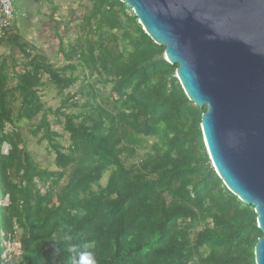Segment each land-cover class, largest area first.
<instances>
[{
  "label": "trees",
  "instance_id": "trees-1",
  "mask_svg": "<svg viewBox=\"0 0 264 264\" xmlns=\"http://www.w3.org/2000/svg\"><path fill=\"white\" fill-rule=\"evenodd\" d=\"M90 1L76 39L60 40L63 66L13 33L15 20L0 37V47L25 58L17 71V60L0 55V264L7 240L21 244L8 264H71L85 246L95 264H256L263 232L254 207L212 165L201 128L206 107L187 97L178 65L125 3ZM48 84L61 99L54 110L41 96ZM39 116L30 132L42 133L57 170L42 167L25 144L22 123ZM149 138L151 150L140 155Z\"/></svg>",
  "mask_w": 264,
  "mask_h": 264
},
{
  "label": "water",
  "instance_id": "water-1",
  "mask_svg": "<svg viewBox=\"0 0 264 264\" xmlns=\"http://www.w3.org/2000/svg\"><path fill=\"white\" fill-rule=\"evenodd\" d=\"M177 64L187 97L206 107L201 128L217 174L252 205L263 236L264 0H120Z\"/></svg>",
  "mask_w": 264,
  "mask_h": 264
},
{
  "label": "rangeland",
  "instance_id": "rangeland-1",
  "mask_svg": "<svg viewBox=\"0 0 264 264\" xmlns=\"http://www.w3.org/2000/svg\"><path fill=\"white\" fill-rule=\"evenodd\" d=\"M15 23L12 29L13 33H19L23 39L29 41L35 45L36 52L43 54L47 59L56 66H63L66 62L62 54L59 52L60 40L62 39L65 43L74 41L77 37L76 25L82 20V18L89 14L92 9V2L90 0H53V3H49L46 0L36 2L34 0H15ZM55 12V13H53ZM68 23V24H67ZM10 29V30H11ZM0 55L9 56L17 60L18 67L17 71L22 70V65L25 62L24 54L18 48H13L8 43H5L0 47ZM12 62V61H11ZM22 64V65H21ZM9 73L13 76L12 67L9 68ZM47 80V77H45ZM79 84L73 86L70 90L72 92L77 89ZM104 94L110 92L111 86L107 85L102 87ZM41 96L47 108L51 107L53 110L58 108L61 104V99L57 96L56 89L48 84L41 91ZM84 99H81L83 102ZM40 116L29 123H22V133L24 136L25 144L27 149L33 154L35 160L44 168L51 170H57L55 165V154L49 148L47 141L40 143L38 139L41 134L34 136L30 132V128L34 126ZM59 117L56 114L50 113L49 120L55 130L60 133L59 140L62 144H68V135L64 133L62 126L57 122ZM154 139H147L143 145L139 148L140 155L150 151ZM4 151L8 149V145H4ZM107 174L102 180L103 185L106 184ZM8 199L1 201V204H6ZM6 242L7 251L6 259L11 260L14 263L18 260V256L21 251L19 249L20 242L14 240ZM17 257V258H15ZM4 264H8L3 259Z\"/></svg>",
  "mask_w": 264,
  "mask_h": 264
},
{
  "label": "built area",
  "instance_id": "built-area-1",
  "mask_svg": "<svg viewBox=\"0 0 264 264\" xmlns=\"http://www.w3.org/2000/svg\"><path fill=\"white\" fill-rule=\"evenodd\" d=\"M14 2L15 0H0V37L5 36L13 25V22L15 20V9H16ZM7 241L11 243V240H7ZM4 245L6 246V242L4 243ZM6 249L7 247L5 248L2 258L5 259V261H7L8 263L11 260L8 261L6 259V254H5V252L7 251ZM19 249L21 251V244Z\"/></svg>",
  "mask_w": 264,
  "mask_h": 264
},
{
  "label": "clouds",
  "instance_id": "clouds-1",
  "mask_svg": "<svg viewBox=\"0 0 264 264\" xmlns=\"http://www.w3.org/2000/svg\"><path fill=\"white\" fill-rule=\"evenodd\" d=\"M77 255L79 256V259H77ZM87 261V264H95V258L94 254L87 249L85 246V249L73 256L71 264H83V261Z\"/></svg>",
  "mask_w": 264,
  "mask_h": 264
}]
</instances>
